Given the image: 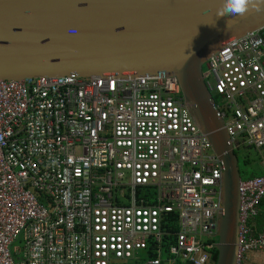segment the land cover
<instances>
[{"label":"built area","instance_id":"obj_1","mask_svg":"<svg viewBox=\"0 0 264 264\" xmlns=\"http://www.w3.org/2000/svg\"><path fill=\"white\" fill-rule=\"evenodd\" d=\"M262 30L203 67L234 148L264 150ZM224 169L174 74L0 80V264H114L147 248L157 255L146 264H212ZM240 193L244 264L264 249V229L250 224L264 175L242 179Z\"/></svg>","mask_w":264,"mask_h":264},{"label":"water","instance_id":"obj_2","mask_svg":"<svg viewBox=\"0 0 264 264\" xmlns=\"http://www.w3.org/2000/svg\"><path fill=\"white\" fill-rule=\"evenodd\" d=\"M221 0H0V80L76 72L88 77L174 74L184 101L224 162L216 264L240 254L239 159L203 75L234 38L264 28V13L217 16Z\"/></svg>","mask_w":264,"mask_h":264},{"label":"clouds","instance_id":"obj_3","mask_svg":"<svg viewBox=\"0 0 264 264\" xmlns=\"http://www.w3.org/2000/svg\"><path fill=\"white\" fill-rule=\"evenodd\" d=\"M251 13H264V0H221V6L217 11V16L229 17L226 22V27L229 29L234 22L233 19H231L232 17H244L245 15ZM239 147H236L235 150ZM263 203L264 199L260 205L263 206Z\"/></svg>","mask_w":264,"mask_h":264},{"label":"trees","instance_id":"obj_4","mask_svg":"<svg viewBox=\"0 0 264 264\" xmlns=\"http://www.w3.org/2000/svg\"><path fill=\"white\" fill-rule=\"evenodd\" d=\"M262 31L264 33V28H263ZM236 153H237V151H236ZM262 158L263 157H260L259 159L262 160ZM244 163L247 166H252V162H251V160L249 158H246L244 160ZM252 168H253V166H252ZM263 173H264V167H262L261 165H256L255 168H253V173H252V175L250 177H253V176L259 175V174H263ZM250 177H247V178H250ZM259 214H261V216H264V212L263 211L261 213H259ZM259 214H257V216ZM167 217H168V220H164L163 221V226H162L163 229H167V232H166V235H165V239L169 243L170 242H175L176 241V233L175 232L179 229L178 213L177 212H169V215ZM214 239L217 240L218 237L215 236ZM208 241H212V240L209 239ZM167 246H169V244ZM211 251H212L214 259L216 260L217 259V254H218L217 249H213V250L211 249ZM142 255H143V257H154V256L157 255V252L153 251L150 248H147V249H144V251L142 252ZM177 264H181V261H178Z\"/></svg>","mask_w":264,"mask_h":264},{"label":"crops","instance_id":"obj_5","mask_svg":"<svg viewBox=\"0 0 264 264\" xmlns=\"http://www.w3.org/2000/svg\"><path fill=\"white\" fill-rule=\"evenodd\" d=\"M256 150H257V152L259 151L260 157H263L262 160L259 159L260 163L258 165H261L262 167H264V150L257 149V148H256ZM261 161H262V163H261ZM263 174H259V175H263ZM259 175H255V176H259ZM260 209H262V211L264 212V203H263V206L260 205ZM250 224H251V227L253 228L252 231L254 234L261 232L264 229V216H261V214H259L258 216L254 217L250 221ZM165 245H167V244H165ZM142 257H143V255L139 259H136V261H133V260H128V261H131L132 264H134V262L135 263H144L142 261L143 260ZM212 257H213V254H212ZM216 260L213 257L212 264H216ZM123 261H127V260H123ZM243 261H244V264H264V249L251 250V251L247 252L244 256ZM114 264H122V261L120 263H117V261H115ZM123 264H125V263H123Z\"/></svg>","mask_w":264,"mask_h":264},{"label":"rangeland","instance_id":"obj_6","mask_svg":"<svg viewBox=\"0 0 264 264\" xmlns=\"http://www.w3.org/2000/svg\"><path fill=\"white\" fill-rule=\"evenodd\" d=\"M237 151L238 159H239V166L241 170V176L242 179H246L247 177H250L253 173V168H255L256 165L260 163V154L259 151L257 152L256 148L249 146L247 143L242 144ZM246 158H249L252 162V166H247L244 163V160ZM262 163V161H261ZM18 244H14L16 246ZM143 261H148L149 257H142ZM122 261V264H132L131 261H123V260H118L117 263H120ZM134 264H144V263H135ZM146 264V263H145Z\"/></svg>","mask_w":264,"mask_h":264},{"label":"bare ground","instance_id":"obj_7","mask_svg":"<svg viewBox=\"0 0 264 264\" xmlns=\"http://www.w3.org/2000/svg\"><path fill=\"white\" fill-rule=\"evenodd\" d=\"M153 75H158V74H153Z\"/></svg>","mask_w":264,"mask_h":264}]
</instances>
